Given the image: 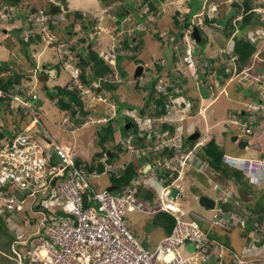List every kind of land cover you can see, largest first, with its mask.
Listing matches in <instances>:
<instances>
[{"label":"built area","instance_id":"1","mask_svg":"<svg viewBox=\"0 0 264 264\" xmlns=\"http://www.w3.org/2000/svg\"><path fill=\"white\" fill-rule=\"evenodd\" d=\"M60 8L62 10L61 5ZM59 18V14H50L38 8L26 17V21H32V24L26 26L29 27L27 32L30 37L39 39V42L45 44L44 47H52L57 55L60 54L66 68L69 65L67 60L72 56L69 54L68 42L61 40L56 33L55 25ZM193 23L196 22L192 21L190 29ZM64 55L68 58L64 59ZM111 56L112 53H104L105 59L113 64ZM184 60L194 71V55L184 57ZM71 72L81 98H89L93 102L105 100L103 92L94 90L101 85L98 80L91 83L92 88L79 80L77 67ZM6 75L8 71L0 75V98L8 103V109L28 120L9 136L0 137V213L17 215L28 207L30 209L23 221V232L16 233L10 243L14 259L19 262L26 260L27 264H208L209 255L214 261L227 251L231 253L234 264L243 262L242 258L248 248L237 253L221 243H213L197 220L181 209L178 203L180 194L171 196L172 188H182L175 179L168 182L164 175L151 169L146 174L133 177L122 195L112 194L107 186L99 187L97 178L101 174L107 172L108 175L118 176L125 165L117 169L100 160L104 170L89 171L85 167L88 160L79 159L78 163L71 149L61 146L48 132L40 135L43 126L35 104L36 93L25 90L21 85L4 88L2 79H6ZM167 86L170 85L158 80L155 87L160 92H167ZM168 96L169 102L158 124L173 125V135H170L168 128L160 127L158 132L150 131L151 126H157L151 122L152 118L139 117L133 111L128 114L135 121H142L146 125L144 130L148 129L147 135H154L155 132L160 134L161 139L155 148L172 146L180 150L184 131L181 121L189 116L191 104L180 98L175 106L174 100L178 97L172 96L171 92H168ZM252 107L264 115V103L258 102ZM64 120L67 126L73 125L68 117ZM256 120L252 112L244 116L241 122L244 132L250 134ZM232 121L237 123L236 120ZM126 141V146L136 157L150 149L148 145H142L139 147L141 151L139 148L133 151L129 139ZM190 153L191 150L187 151L185 156ZM171 161L172 158L166 159L165 166L169 167ZM247 162L248 171L255 179L258 178L259 172L264 170V157L249 159ZM180 163L183 165L185 161ZM170 167L174 168V165ZM92 180H96L97 186ZM150 185H155L156 190L150 199L144 198L140 187ZM140 198L147 208L138 201ZM220 199L226 198L220 196ZM134 211L151 215L163 211L173 216L175 222L169 233L163 234L155 244L148 246L132 232L127 222L126 215ZM244 223V206L237 199L226 208L220 204L210 219V227L225 229L242 226ZM187 240L194 242V248L188 251L184 247ZM211 243L213 247H210ZM251 249H256L255 245H251Z\"/></svg>","mask_w":264,"mask_h":264},{"label":"rangeland","instance_id":"2","mask_svg":"<svg viewBox=\"0 0 264 264\" xmlns=\"http://www.w3.org/2000/svg\"><path fill=\"white\" fill-rule=\"evenodd\" d=\"M27 1V0H26ZM44 3L48 4L51 2H49L50 0H42ZM62 1L65 6L67 7V9L69 11H71V13H67L66 15L70 14L74 15V13L76 11H80L82 14H84L85 18H76L75 25L74 23L72 24V26H70L71 24H69L68 26H65L70 20L65 19V24L64 25V29L62 30L63 32L67 31L68 29L70 30H74L72 33H69V35H67L65 33V35H63V40H68L71 38H74L72 40V49L74 50H79L84 51L85 55H88V49L84 48V44L86 41H89L90 43H92V49L95 52H98V50L104 46H106V42L105 40H103L104 37H107L108 39V44L111 45V49L115 48V52H120V60L119 62L121 63L123 61L124 56H127L129 58V64H127L126 66H124V68L122 69L124 72L120 73V68L119 66H115V73L112 75L113 77H110L109 75H107V78L109 80H114L117 84V86H115V90L113 92L114 95H116L115 97H110L108 94H104L105 95V99L107 98V100H103V101H94L93 100H89V98H87L86 100L81 98L78 94V92L76 93V95L78 96L77 98L80 99L82 101V107L78 106V104H74L72 103V107L71 108H66L67 110H60L58 109V105H56V102L58 100V98L64 97L65 94H63L62 92H59L58 88H56V86H68V85H72L73 86V82L70 79V76H68V69H64L61 65V61H62V57L60 56V54H56L54 48L52 47H44V43L41 42H34V43H30V44H25L24 47L28 50V52H39L41 51L40 55L37 57L38 58V62L39 64H49L48 66H53L54 68L58 69L62 75H65L67 77V80L65 82H63V78H59V79H55L56 80V84L54 81H52L53 77L51 76V74L48 72V70H43L40 73L36 74V79L39 77V75L44 74L47 78V84H48V91L50 92L52 90V92L57 91L54 95H48L46 94V90L43 89V83H41L42 81H38V87H36V92L38 94L37 97V104L36 106L37 111L39 112L40 115V120L42 123L43 128H41L39 134L42 135L43 133L48 132L57 142L62 141L63 139H65L64 144H61V146H65L66 149H71L72 151V155L74 158L78 159V158H83L86 157L88 159H91L92 157H94V153L95 152H101V147L97 146V139H98V130L99 127L101 125H110L111 126V130L112 133L110 136H108L109 138H113L114 140H110L106 141L105 145H106V150L110 149L112 151H110L112 153V156H110L111 158V162L110 164H112L115 168H119L127 159L129 154H133L132 157H136L134 152H130V150L128 149L129 147L125 146V143H127V139L130 138L129 135H131L132 137L134 136V134H136V128H132L131 126L128 127H124V121H126L128 119V116H125L122 113V109H118L117 107V99L119 98V100H125V101H130L129 103L134 107H139L142 106L145 100V97L147 95V90L141 86L135 87V84L137 81L135 80V78L132 77V70H133V62L134 59H141L144 62V71L142 73L141 78L143 77L142 80H140V78H138V83L140 82L141 84L142 81H146L148 80V83L150 82V84H153V82H156V68H155V63H158L160 65L163 64V67H165V69H163V73L162 76H159L158 79H163L165 78V71L166 68H170L172 70V72L178 73L177 71H175V69H178L181 71L182 75L184 76V81L181 83L183 88L185 89V92H187V96L183 95L184 97L188 98L190 101H194L195 103H198V101H200V97L207 101L208 99L212 102L211 103V107L208 105L207 108L204 110V116L197 114L196 111V107L194 106L193 108V112H190L189 116L184 118L183 121H181V124L184 125V129L185 131H194V127L198 128L201 132L200 135V139H198L199 141H205L207 139H209L210 137H214L216 139V141L220 144V148H223L225 152H228L232 155H241V156H255L257 154V151L260 150L262 147H264V132H261L259 134L256 133L257 138L255 136H251L249 139V143L247 145L246 148L241 149L237 146V144L233 141H231V136L235 133H240L241 131L237 128V125L232 124V123H224L223 125L221 124V122L219 121L217 125L215 126H211L209 128H207L208 123H207V119H208V110L212 108V111H214V115L220 111L221 112V118L219 116L220 119H223L227 113V111L229 109H232L233 107L230 105L231 101L228 99L229 98V94H225L226 91H228V89H226V85L229 84L231 88H233V91L238 92V88L235 87L236 86H241V92L242 93H246L248 92V90H243V86L245 85V83H242L240 85L238 80H245L246 82H248V80L251 78L250 76L248 77V74L245 73H241L238 76H236V78L231 81H224V82H220V77H218L216 74L212 72L213 77L209 78V76L206 77L207 79V83L203 84V83H199L198 81L194 80L191 76H189L188 74V70L185 69V66L182 64V60L179 61V59L177 57H173L174 55L177 56V53H174L171 42H167L162 40L157 33L166 31L168 29V27H172L173 26V22H172V14L171 12H173L175 9L177 10V7H179V4L181 5V7L183 8L186 4L187 1L189 0H183V2H181V0H166V4H165V11L161 9V7H159V10L161 9V11L159 12V14H157L156 16H151V14L148 12L147 14L149 15V17L146 16V19L143 21H140L138 18L136 17H130L126 16L124 17L123 15H117L116 19L118 20L117 23L113 22L114 19V14L117 13L115 12L116 10V6L115 7H107V6H103V8L105 9L106 13H102L101 9V4L100 2H97V0H60ZM127 0H123V4L125 5V7H128L129 9H132V13L136 14V10L139 11H143L145 6H138V3L140 2V0H132V5L128 6V4L126 3ZM195 0H190L191 2H194ZM242 1V0H241ZM261 1V2H259ZM32 2H34V0H32ZM135 3V5H133ZM259 3H261V5L264 3V0H253L250 4L251 6H261ZM32 4V3H31ZM30 4V5H31ZM29 5V7H30ZM198 5V4H197ZM27 7V6H26ZM139 8V9H138ZM146 10V9H145ZM158 10V11H159ZM187 10V9H186ZM226 10V11H225ZM178 11V10H177ZM221 11H225L227 12V16H234V8L233 7H226L223 9H218L219 13H222ZM131 12H129L131 14ZM179 12V11H178ZM237 12H241L240 14H243L244 11H241V9H237ZM258 13H260L261 11H258ZM255 12L257 15L258 13ZM66 12H62V14H64ZM110 17L109 18V14ZM128 13V14H129ZM183 12H180L179 14V18L180 20H182V14ZM17 15L22 16L23 21L25 22L24 24H32V21H26V10L25 9H19L16 12ZM97 15L100 18L96 17L97 20L95 18H93V15ZM264 16V15H263ZM124 17V18H123ZM215 17V16H214ZM113 18V19H112ZM123 18V19H122ZM145 18V17H144ZM90 19V20H88ZM143 19V18H142ZM149 19L147 22H150L148 26L149 29L147 28H143L144 31L146 32L143 35V39H144V44L142 43L140 46H138V43L136 44L134 41L132 42V46H135L134 44H136L137 49H132V46H129L127 48H123V35H125V38L132 35V37L134 36V34L132 32H130L131 30L135 29V32H138V29H136L137 24L140 22L139 27H144L146 20ZM216 17H215V21H216ZM102 20L105 21L109 27H113L116 26L118 29L120 30H126L123 31V35L121 36V34H119V32L114 29L115 31L113 32H109L108 28L105 32L98 33V31H100L101 29H103L105 26H103ZM218 20V19H217ZM18 23H21V18L20 20H17ZM84 21H86L87 23L90 21L91 22V27H86L84 28ZM223 22H225V18L224 20H222ZM80 23L83 24L82 27H80L79 25H81ZM201 23V22H200ZM232 23V22H231ZM236 24L238 22H235ZM71 28H68V27ZM103 26V27H102ZM206 29L200 28L201 34L204 35L206 37V42L202 45H198L197 43L193 42L194 46L197 49H200L201 52H204L205 55H199L200 59L202 61H199V66L200 69H202L206 63H204L203 61L206 59V57H211V58H217V56L219 57V55L217 54V51L219 49V46L222 45L224 48H227L228 46V42H227V46H226V41L228 39L223 38V36H221L220 34H223L224 32H222V28L220 26H218L216 23L215 24H210V25H206ZM264 28V25L262 26ZM96 30V31H95ZM247 28H244L243 31H246ZM88 31H90V34L88 33ZM95 31V32H94ZM167 32V31H166ZM27 35L28 32H26ZM217 33V34H215ZM259 35H264V30H258ZM168 37H170V35L168 33H166ZM79 35H82L84 38H80ZM138 36V35H137ZM158 36V37H157ZM96 37V38H94ZM118 38H120V40H118ZM136 39V38H134ZM163 39H166V37H164ZM188 39V38H187ZM133 40V38H132ZM117 41V42H116ZM12 44L16 45L17 43L15 42H11ZM79 43H84L83 47H79ZM106 43V44H105ZM255 44H258V50L255 51V53H260L263 55L264 57V39H260L259 41H256ZM129 45V43H128ZM19 46V45H18ZM23 47V46H22ZM18 48H20L22 50V48L19 46ZM33 48V49H32ZM3 47H0V50H2ZM107 50V48H106ZM109 50V48H108ZM14 52V55H10V57H14V56H18V54H20L19 50L16 49ZM111 51V50H110ZM199 52V51H198ZM125 54V55H124ZM199 54V53H198ZM24 55V54H23ZM183 55H180L181 59H182ZM229 56H231L229 54ZM260 57H262L261 55H259ZM30 57H32L30 55ZM23 58V57H22ZM25 58L27 59V61H29L27 55H25ZM24 58V59H25ZM211 58H207V61ZM232 58V57H231ZM21 58H17L16 60L13 61V63L15 64L14 67L19 66V63H17V60H20ZM25 59V60H26ZM222 59L225 60L226 64H228L230 62V58L229 57H222ZM221 58H218L216 60V62H218L219 60H222ZM250 63V61H249ZM248 63V64H249ZM248 64H246L248 66ZM135 65V64H134ZM122 66V65H121ZM40 67V65L37 67V69ZM80 69V67H79ZM18 70V68H17ZM90 70V69H89ZM150 70V71H149ZM66 71L67 73L63 72ZM119 73V74H118ZM154 73V74H153ZM214 73V74H213ZM260 76V78L264 81V64L262 66V70L261 72H257ZM3 74V73H2ZM22 75L21 78V82L23 85L26 84V81L29 79L28 76V72H23L20 73ZM250 75H252V73H249ZM10 75H12V72H10ZM215 79V82H214ZM237 79V80H236ZM77 80V79H76ZM34 81L33 77H30V82L32 83ZM63 82V83H62ZM198 82V83H197ZM228 82V83H227ZM242 82V81H241ZM54 86V88H53ZM91 86V85H90ZM92 87V86H91ZM77 87L75 86V89ZM94 88V87H92ZM127 88V90H126ZM128 89L130 91H128ZM251 89V91H253V88H249ZM77 90V89H76ZM105 89H103L104 91ZM96 91V90H95ZM107 91V90H106ZM230 91V90H229ZM51 92V93H52ZM97 92V91H96ZM105 92V91H104ZM109 92V91H108ZM184 94V93H183ZM108 95V96H107ZM179 101V98L174 100V105L176 106L177 102ZM172 103V102H171ZM125 105V104H123ZM202 106L203 108V103L199 102V106ZM119 106H122L121 104H119ZM81 107V108H80ZM123 107V106H122ZM210 107V108H209ZM60 108V107H59ZM75 109L76 113L73 115L72 114V110L71 109ZM128 108V107H127ZM116 109L119 111L118 115L115 116L114 118H111L112 115H114L116 113ZM130 110V109H129ZM124 113L125 112H129L128 110H123ZM131 111V110H130ZM198 112V111H197ZM229 114V113H228ZM19 114L14 113L11 109L8 110L7 105L0 100V130L1 129H10L9 133L6 134L7 136H9V134L16 128V122L15 120H18ZM100 115H102L104 118L100 119ZM70 119H72L74 121V126H67L66 123H64V118L65 117H69ZM161 116H153L151 122L153 124H158L160 123V118ZM108 118H110V123H107V120H109ZM99 119L101 120V122H99ZM211 120L212 117L210 118ZM155 122H154V121ZM160 125V124H158ZM227 127V129H226ZM138 132V129H137ZM189 132V133H190ZM121 133V135H119ZM157 135V134H156ZM119 136V137H118ZM145 136V135H144ZM187 136V135H186ZM185 136V137H186ZM184 137V138H185ZM117 138V141H115V139ZM183 138V139H184ZM255 140H253V139ZM182 139V141H183ZM107 140V139H106ZM133 142H129L130 146L133 148V151L135 150L134 146H136L137 144H140L139 141L135 136L133 137ZM122 141L124 143H122ZM118 142V145L117 143ZM157 142V138H154L153 140H148L147 143L144 141L141 143L140 146L142 145H150L149 148L151 149V154L149 156V160L145 155L140 156L138 159H136L137 163L140 165V169L143 170L144 166L147 164V162H150L153 168H157L160 164V161L162 159V157H165L166 155H171L172 153H174L173 150H168L167 154H157L158 150L155 148V143ZM190 143V142H189ZM188 145V143H187ZM68 147V148H67ZM122 149H120V148ZM125 148V150H124ZM153 149V150H152ZM139 150L141 151L142 149L139 148ZM145 151V150H144ZM154 152V153H153ZM145 153H147L145 151ZM103 154V152H102ZM100 156V155H99ZM180 156V155H178ZM192 156V155H191ZM190 156V157H191ZM91 157V158H90ZM133 158V159H134ZM180 158V157H179ZM84 159V158H83ZM97 160L95 161V165H98V160L99 159H103L106 161V157L105 155H101L100 157L96 158ZM195 160V158L193 157L192 160ZM87 160V159H86ZM108 163V162H107ZM196 164H197V169H195L193 172L189 169H192L193 165H191L189 167V169H186L185 173L188 172L189 175H193V178L190 176L185 175L183 177V183L182 185H184L186 188L184 189V194L182 196L181 199V203L183 205V207L185 209H188L189 211L191 210V216L195 219H199L202 222L206 223L208 222V219L210 217L211 214V210L207 209L205 207H202L199 203H198V195L201 194H206L214 199L217 198V192L213 189V183L216 181L222 185H231L233 181L228 180L224 177L221 176L220 173L217 172H213L210 169H206L204 171V165L202 163H200V159L197 158L196 160ZM161 168V167H160ZM159 168V169H160ZM158 169V170H159ZM142 175V173L140 174ZM242 178H244L243 176H241ZM192 178V179H191ZM195 180V181H194ZM240 180V179H239ZM97 181L99 183V187H103V186H107L108 183L111 181L109 178V175L106 173L101 174L98 178ZM197 182V186H195V183ZM92 183L97 186L96 184V180H92ZM127 185H116V187L114 189L111 190L112 194H119L122 195L123 190H125ZM250 189L249 192V197L251 200H249L250 202H252L253 204H251V208L253 207L254 209L256 208V204L258 201H262L264 199V183L262 186H257V185H253V184H248L247 186ZM245 188V187H244ZM152 191L156 190L155 186L151 187ZM194 194H196V197H194ZM238 194L241 197V201H247L249 198L247 197V191H245V189L243 188H238ZM178 195V190L175 188L171 189V196L175 197ZM141 205L145 208H147V206L145 205V202L143 201L142 198H140L138 200ZM217 203V202H216ZM252 208V213L254 212V209ZM256 211V210H255ZM30 212L29 207L26 208V210H23V212H19L17 214V217L15 218V220L18 221H24V218L26 215H28V213ZM135 214H138V216L140 217V219L137 221V223H134V226L136 227V231L138 232V234L141 235V240L145 241L146 235L149 231L152 230V226H154L153 224H150V218L153 216L151 214H147L145 212H139V211H134ZM130 215H132V213H130ZM130 215L127 214L126 218H127V222L130 225L131 222V218ZM262 218H260V222H255V228L253 231V236H256V238L258 239L257 243H260V241H262L261 243L264 246V211L262 214ZM6 220L8 221L7 223H4V226L2 227V229L0 230V264H4V257H7V259H10L8 256H6L5 254H9V255H13L11 252V249H9V242H7V238H6V234L10 233V230H12L11 232L16 231L19 226L17 224H19V222L16 224V222L14 221H9L8 217L6 218ZM21 223V222H20ZM239 226L236 227L235 230L229 231V230H224L218 227H214L213 230L214 232L217 234L216 236L218 237V242L223 244L224 246H232V248L234 247L235 249H238L240 246L238 244L239 242V232L241 231L240 229H238ZM252 228V227H251ZM247 229L244 231H249L250 233H252L253 229ZM19 232V229H18ZM238 232V233H237ZM8 244H7V243ZM189 243V241H187ZM244 241L241 240V244ZM194 242L192 241V248L194 247ZM187 248V247H185ZM248 256V253L247 255ZM212 256L209 255L208 259H210ZM229 257V256H228ZM255 257V256H253ZM258 258V259H257ZM260 258L264 261V257H262L261 255L255 257L257 262H261ZM247 259V262H246ZM250 260V257H246L245 261L242 262V264H257L254 263L255 259H251L250 262H248ZM14 261V260H12ZM209 264H213L212 261H208ZM16 263V261L14 262V264ZM23 263H26V261L23 260ZM32 264H40L37 262H33ZM218 264H220L218 262Z\"/></svg>","mask_w":264,"mask_h":264},{"label":"trees","instance_id":"3","mask_svg":"<svg viewBox=\"0 0 264 264\" xmlns=\"http://www.w3.org/2000/svg\"><path fill=\"white\" fill-rule=\"evenodd\" d=\"M0 1H4L5 3H8L10 5L13 4H17L18 0H0ZM247 1L248 4L246 5L244 11L245 14L242 16V19L240 21H238V23L235 25L233 23H229L228 21H226L227 23L225 25H223L222 30L224 32V36H229L232 32H234V35L232 36V43H228V50L226 53H230V54H235L237 59H236V68L237 70H240L244 65L249 63V60L252 56V54L254 53V51L256 50V46L255 43L253 41H251L249 38L246 37V31H243L244 28H247V30H249L250 28L254 27L253 25H257V26H263L264 25V17L261 18L259 15H257L254 11H252V6L250 4L251 0H239L237 2H232V3H227L226 0H209V2L207 3V5L205 6L206 8L208 7H212L213 11H216V21L215 23L218 25L222 18H227L225 17V15H227L225 11H221L222 13L218 12V9H223L226 7H233L235 12H237V9H242V5L243 3ZM158 0H142V2L140 3V7L141 6H145L144 10L141 11L140 10V19L143 20L142 18L145 17V15L147 14V12H150L152 15H156L158 12ZM38 7H30L31 10H36ZM146 9V10H145ZM201 10L200 7H198L196 9V12H199ZM204 12V10H203ZM234 12V13H235ZM193 13L189 12V13H185L184 12V17L182 18V20H180L177 17V13H175L172 16V22H173V26L172 29H170L169 31L173 34L174 38L171 41V45L174 46L175 43H179L180 45L182 44V39L184 38V31L187 28V26L190 24V20H191V15ZM81 17V13H76V18ZM212 16L210 17V15L205 14L203 15V26L200 27V25L198 24L197 20H196V16L193 17V21L196 23H193V28L197 27L198 29L206 27V25L210 23V21H214L215 17ZM232 17V16H231ZM230 17V19H231ZM85 24V23H84ZM253 24V25H252ZM72 26V23L71 25ZM69 26V27H70ZM68 27V28H69ZM71 28V27H70ZM204 29V28H203ZM235 30H237V32H235ZM240 32H239V31ZM246 32V33H245ZM138 36H136V40L134 41L136 44L138 43V46H140L142 43L144 44V39H143V30H138V32L136 33ZM158 34V33H157ZM223 36V38H225ZM125 38V37H124ZM193 39V38H192ZM206 39V37H205ZM227 39V38H226ZM23 40V39H22ZM39 42V39H38ZM22 45L25 44H30L31 41L27 40V41H22ZM129 43V45H128ZM132 35L126 37L123 40V48H127L129 46H132ZM227 44V41L225 42ZM135 45V44H134ZM221 47H223L222 45H220ZM219 46V47H220ZM24 48V55H27L28 59H32V57H30V53L28 52V50ZM132 49H137V46H132ZM200 54L199 55H205L204 52H201V50L199 51ZM218 55L219 52H217ZM206 58H211V57H206ZM219 57L217 56V58H211L209 59L207 62V64H205L204 66L209 70V71H216V75L218 77H220V82H224L225 78L228 76L229 72H225V64L224 61H218L216 62L215 60H217ZM135 62H143L141 59H134ZM129 62V58L127 56H124L123 61L121 62L122 66H125L127 63ZM4 64V63H2ZM78 65L80 67V73H79V80L84 84V85H91V82L93 80H98L101 82V85L94 88V90H96L97 92L101 91V89H105L104 91L106 92L107 90V94L110 97H115L116 95L113 94L114 90H115V86H117L116 82L114 80H109V81H103V76L104 75H109L110 77H113L112 75L115 73L114 69L111 68L109 65H107L104 60L102 58H100L97 55V52H95L94 50H92L91 48L88 49V56L86 59H80L78 62ZM119 65L120 71H122V66ZM3 65H0V69H2ZM89 67V69L91 70V73L88 74L86 72V68ZM8 68V65H7ZM156 68V75L157 77L162 76L163 73V69H165V67H162L160 64H156L155 65ZM150 71V70H149ZM175 71H177L180 74L174 73L172 72V70L170 68H166L165 71V78L166 80H169L170 82H172V85L167 87V92H160L155 88V84L156 82L153 84H150V82L148 83V80L146 81H142L141 84L140 82L138 83V81L135 83V87L141 86L143 88H145L147 90V95L145 97L144 103L142 106L136 107V106H132L130 103H128L125 100H119V98L117 99V108L118 109H126L128 107V109H134L135 108V113L137 115H139V117H148V118H152L153 116H159L165 113V105L167 102V98H168V92H170V90H172L175 85H178V88L181 87V83L184 81V76L182 75V73L178 70L175 69ZM12 72V71H11ZM24 70L22 69H15L13 68V72L12 75H7L5 78L6 79H2V86L4 88L7 87H11L14 81V78L16 77L19 81L22 78V75L20 73H23ZM204 72V71H203ZM116 74V73H115ZM119 74V73H118ZM29 77L28 81L30 80V76L26 75ZM207 77V71L204 73H201V78L206 79ZM137 79V78H136ZM207 81V79H206ZM58 88L59 92H62L64 95V97L58 98L56 104L62 108V109H66V108H71L72 107V103L74 104H78V106L82 107V101L80 99H78L76 93L78 92L75 89V86H71V87H67V86H56V88ZM115 87V88H114ZM54 88V86H53ZM127 90V88H126ZM109 91V92H108ZM128 91H130L128 89ZM52 92V90L50 91V93ZM57 91H53L51 94L54 95ZM173 95H176L175 93H172ZM116 98V97H115ZM0 100H4L3 98H0ZM6 104V102H5ZM119 104H121L122 106H119ZM125 104V105H123ZM80 107V108H81ZM72 110V114L74 115L76 113L75 109H71ZM123 113V112H122ZM118 114V113H117ZM125 116H128V119L126 121H124V127L129 128L130 126L133 128H136V133H140V126L138 125L137 121H135L133 119V117H131L128 113H123ZM117 116V115H115ZM114 116V117H115ZM19 119L15 120L16 122V128H18V126H20L23 123L27 122V119L23 117V115H19L18 116ZM111 117V118H114ZM110 123V119L107 121L106 124ZM162 128H166L168 127L169 130L172 132L174 131V126L168 125V124H161ZM138 129V132H137ZM6 132H9L8 129H1L0 130V137L4 136V134ZM112 133L111 130V126L108 125H101L99 127L98 130V139H97V146L101 147V152H95L94 153V157H92V159L90 160V162L86 163V169L89 171L92 170H97L98 172L103 171V164L99 163L98 165H95V161L97 157H100L101 155H105L106 152V141H108L109 139L113 141V138H109L108 136H110ZM145 132L142 133V136H139V138H137L134 134V136L140 140V142H142V139H145L144 136ZM133 136V137H134ZM184 138V137H183ZM107 139V140H106ZM150 140V139H149ZM198 140V139H197ZM197 140H189L187 139V137H185L182 141V146L181 148L183 149H187V148H192L193 146H197L195 147V153L203 160L207 163V167L208 169H210L213 172H217L220 173L222 177L225 178H232L233 180H235L238 184L240 185H245L244 180L240 181L239 179L241 178V176H243L241 174V172L236 171V170H230L228 166L224 165V163L221 161V156L224 153V149L220 148L221 146L217 143L216 139L212 136L209 139L205 140V143L202 144H196ZM134 141V140H133ZM190 142V143H189ZM188 143V145H187ZM120 148V147H119ZM122 149V148H120ZM125 150V148H124ZM103 152V154H102ZM151 149L147 150V153H145V156L148 158L149 160V156L151 154ZM168 153V148L163 149V151H158L157 154H167ZM100 155V156H99ZM141 155V154H139ZM136 156V155H135ZM142 156V155H141ZM107 159V162H111L109 156H105ZM140 156H138L139 158ZM136 158V157H135ZM132 159L131 161H128L126 166L124 167V169L120 170L119 175L116 176L115 174L110 175V180L111 183L114 185H123L125 184V182L138 175L139 174V167L140 165L137 163L136 159ZM77 162L79 161V159H76ZM80 162V161H79ZM78 162V163H79ZM161 173V172H160ZM167 175V173H166ZM152 194L151 191L148 190L147 193V198H151ZM256 210V211H255ZM264 211V199L262 201H258L256 204V208L254 209V213L250 214L246 217V223L243 226L242 230L239 232V234L242 236H245L247 233L244 230H249L251 227V229L255 228V222H260V218H262V214ZM154 220H156V224H159L162 228L164 233H169L172 229V226L174 224V219L173 217L166 213V212H159L154 216ZM155 224V222H154ZM200 226L205 230L206 227L203 224V222L199 221ZM4 226V221L3 219L0 217V230L2 229V227ZM217 234L210 230L208 232V238L214 240V241H218V237L216 236ZM6 238H7V242H10L12 239H14V236L12 233H7L6 234ZM6 242V243H7ZM262 242V241H260ZM8 244V243H7ZM214 244L211 243L210 247H213ZM227 246V245H226ZM232 252H235V248L232 246H228ZM194 248V247H193ZM6 258V259H5ZM5 261L4 264H10L11 261L10 259H7V257H4ZM230 259H226L224 262H226L225 264H229ZM209 264V263H208Z\"/></svg>","mask_w":264,"mask_h":264},{"label":"clouds","instance_id":"4","mask_svg":"<svg viewBox=\"0 0 264 264\" xmlns=\"http://www.w3.org/2000/svg\"><path fill=\"white\" fill-rule=\"evenodd\" d=\"M100 1V4H101V11H102V13H106L105 12V9L103 8V6H107L108 8L109 7H115L116 6V11L118 10L119 11V13H115L114 14V19H113V22L115 23V22H118V20L116 19V16L117 15H123L124 14V17H126V16H129V18L130 17H136V18H140V10L139 11H137L136 10V14L134 13H126V11H125V9L126 8H128V7H125V5L123 4L124 2H123V0H99ZM137 1V0H136ZM160 1H162V0H158V4H160ZM193 1V0H192ZM197 1H199L200 3V5L202 4V0L200 1V0H197ZM49 2H51V4L50 3H48V4H46V5H44L43 7H39V8H43L44 10H46L47 12H49L50 14H59L60 15V18H59V20H58V23L55 25V30H56V33L59 35V37H60V39L61 40H63V38H62V36H61V34H60V30H63L64 29V25L65 24H63V23H65V19H68V17H69V14L68 15H66L67 13H70V11L67 9V7L65 6V4L64 3H62L60 0H50ZM102 2V3H101ZM142 2V0H140V2L138 3V6H140V3ZM126 3H130L131 5H132V2H131V0H127L126 1ZM192 3V2H191ZM198 4V2L195 4V6L197 7V6H200L199 4ZM60 5L62 6V10H61V8H60ZM133 5H135V3L133 4ZM207 5V2L206 1H204V5H201V7H205ZM53 7H55V11L54 12H51V9H53ZM158 7V6H157ZM13 5H10V4H8V3H5L4 1H0V21H2V20H9L13 15H12V11H13ZM30 8V7H29ZM38 9V8H37ZM139 9V8H138ZM161 9H162V7H161ZM161 9L159 10V7H158V10L159 11H161ZM179 12H178V11ZM177 10L175 9L173 12H171V14H172V16L175 14V13H177V17L179 18V13H180V10L177 8ZM35 11V10H34ZM115 11V12H116ZM159 11L157 12V14H159ZM33 12V10H31V9H29L28 10V14H27V16H29L31 13ZM62 12H66V13H64V14H62ZM78 13H81L80 11L78 12ZM148 13V12H147ZM150 13V12H149ZM184 13V12H183ZM182 13V14H183ZM74 14H76V13H74ZM109 14V13H108ZM151 14V13H150ZM156 14V15H157ZM195 14L196 13H193L192 15H191V19L195 16ZM132 15V16H131ZM156 15H152L151 14V16H156ZM26 16V17H27ZM146 16L147 17H149V15L148 14H146L145 15V18H143V20H145L146 19ZM96 17H98V18H100L99 16H97V15H93V18H95L96 20H97V18ZM123 17V18H124ZM184 17V14L182 15V18ZM78 18H85L84 17V14H82L81 13V17L79 16ZM122 18V19H123ZM101 19V18H100ZM180 19V18H179ZM65 20V21H64ZM90 20V19H89ZM143 20H141L140 19V21H143ZM149 19H147L146 20V23H145V25H149V23L150 22H147ZM76 21V20H75ZM83 23H85L86 24V22H83ZM69 24H71V23H67L65 26H68ZM72 24H73V22H72ZM84 24V28H86V25ZM140 24V22L137 24V26H136V29H138V30H143V32H144V34H145V31H144V27H138V25ZM26 25V24H25ZM191 25V22H190V24L187 26V29H185V31L184 32H186L188 29H190L189 28V26ZM73 27V26H72ZM81 27V26H80ZM89 27H91V25H89ZM29 27L28 26H26V32H27V29H28ZM70 28V27H69ZM105 28H108V27H106L105 26ZM105 28H103V29H101L100 31H98V33H100L101 31L102 32H105L107 29H105ZM147 29H149L148 28V26L146 27ZM114 29H116L118 32H119V34H121L122 33V35H123V31H126L125 29L124 30H120V29H118L117 27H115V28H112V29H110V30H112L113 32L115 31ZM70 32L69 33H72V30H70V29H68ZM109 29H108V31L109 32H112V31H110ZM134 30L135 29H133V30H131L130 32H132L133 34H134V36L132 37L133 38V40H132V42L133 41H135L136 39H134V38H136V36H137V34H136V32H134ZM191 30V29H190ZM96 31V30H95ZM94 31V32H95ZM199 31H200V29H199ZM88 33L90 34V31H88ZM200 33H201V31H200ZM143 34V35H144ZM185 34V33H184ZM183 34V35H184ZM121 35V36H122ZM80 36V38H84L82 35H79ZM125 37V35H123V39H125L124 38ZM26 38V39H25ZM94 38H96V37H94ZM22 39H23V41H27V40H33V42H38V39H34L33 37H30L29 35H27V33H25V35L24 36H22ZM118 40H120V38H118ZM63 41H65V42H68V44H69V46H70V52H69V54L72 56L71 58H68L66 55H64V59H66V58H68V63H69V65L65 68L64 67V65H63V59H62V61H61V65H62V67L64 68V69H66L67 71H68V74H69V76H70V79L69 80H72V81H74L73 82V85L74 86H76L77 87V85H76V82H75V78L72 76V69L74 68V67H77L78 68V74H77V77L79 78V73H80V69H79V65H78V62H79V60H80V57H79V55L76 53V50H74V49H72L71 50V48H72V43H70V42H72V40L71 39H69V40H63ZM117 42V41H116ZM39 43H41V42H39ZM85 44L87 45V47H88V45H89V47H88V49L89 48H91L92 49V43H90L89 41H86L85 42ZM132 44V43H131ZM109 46H110V44H106V46H104L103 48L101 47L99 50H98V52H97V55L100 57V58H102L103 60H104V62L107 64V65H109L111 68H113V69H115V66H117V60H118V58L120 57L121 58V56H120V53H121V51L120 52H115V46H114V48L113 49H111V48H109ZM226 46H227V44H226ZM228 47L229 46H227V48H225L226 49V51H225V53L221 56V55H219V58H221L222 59V57H229L230 58V62L228 63V64H226V67H225V72H229V74H228V76L225 78V80L226 81H228V82H231V81H233L235 78H236V76H238L239 74H241V73H245V70H246V67H247V65H244L240 70H237V68H236V59H237V57H236V55L235 54H230V53H226L227 52V50H228ZM106 48H107V50H106ZM108 48H109V50H108ZM93 50V49H92ZM111 50V51H110ZM112 53L113 54V56H111V58L113 59V61H114V63L112 64L111 62H109L107 59H105V57H104V53ZM217 52H219V50L217 51ZM195 53H199L200 54V52H195ZM195 53L193 54L194 55V59L196 58L195 57ZM229 54L231 55V56H229ZM125 55V54H124ZM252 55H254V54H252ZM88 56V55H87ZM232 57V58H231ZM87 57H85V58H83V59H86ZM233 58H235V59H233ZM251 58H252V56H251ZM251 58H250V60L249 61H251ZM182 60L184 61V64L186 65V66H188L187 65V63L185 62V60H184V55L182 56ZM195 61H196V59H195ZM219 61H224V63H226L225 62V60L224 59H222V60H219ZM263 62V64H264V60L262 61ZM204 66V65H203ZM37 67L38 66H35L34 67V69L32 70V74L29 72V71H24V72H28V75L30 76V77H33L34 78V81L31 83L30 82V80L28 81H26V84H22V83H20L21 82V80L19 81L16 77L14 78V81H13V84H12V86L11 87H13V86H15V85H21L25 90H32V91H34L35 93H36V95H37V97H38V94H37V92H36V85L38 86V81H40V80H38V78L36 79V74L34 75V73L35 72H38V73H40L41 71H43V70H47V69H45L43 66H41L40 65V67L37 69ZM189 67V66H188ZM189 68H191V71H189L188 70V74H189V76H191L194 80H196V81H198L199 83H203V84H206L207 83V81H206V79H203V78H201V73H204L203 72V68H206L205 66L202 68V69H200V66H199V63H196V67H195V70L193 71V67H189ZM8 69V68H7ZM207 69V68H206ZM6 71H8V75H10V72L12 71L13 72V67H11V68H9L8 70H5V71H3V72H0V75H2V73H4V72H6ZM34 71V72H33ZM180 71V70H179ZM181 72V71H180ZM212 72H214V70L213 71H209L208 69H207V76H209V78H212L213 77V75H212ZM37 73V74H38ZM143 73V72H142ZM214 73H216V72H214ZM213 73V74H214ZM254 76V81H256V82H258V83H260L261 84V86H262V88H261V86L259 87V89L257 90V95H259L260 96V93L262 94L263 93V96L262 97H260L259 99H256V100H252V101H250V102H246V103H244V106L240 109V110H236V111H234V112H229V114H228V116L227 117H225L224 118V120H221V124L223 125L224 123H232V124H235V125H237V128L241 131L240 133H236V134H238V138H240V137H246L247 138V140H248V142H247V144H246V146L244 147V148H246L247 147V145H248V143H249V139H250V137L251 136H255L256 138H257V135H256V133L257 134H259V133H261V132H264V115L261 113V111H258V110H254V108L252 107V106H254V105H256L258 102H260V103H264V81L260 78V76H259V74L256 72V73H254V72H251ZM41 75H44V74H41ZM7 76V75H6ZM6 76H4V77H6ZM40 76V75H39ZM45 76V75H44ZM104 76H106V79H103L104 78ZM103 76V81H109V79L107 78V75H104ZM140 76H142V75H140ZM46 77V76H45ZM139 77V76H138ZM159 77H157L156 78V84H157V82H158V80H161V81H163V82H165L166 84H168V85H172V82H170L169 80H166V79H158ZM252 78V77H251ZM250 78V79H251ZM143 78H141L140 80H142ZM15 80H18V82L17 83H15ZM45 81H47V78H46V80ZM45 81H42L41 83H43V84H45ZM94 81H97V80H94ZM94 81H92V82H94ZM91 82V83H92ZM100 82V81H99ZM197 82V83H198ZM214 82H215V79H214ZM227 82V83H228ZM100 84H101V82H100ZM156 84H155V86H156ZM45 85H47V84H45ZM181 85V87L180 88H178V85H177V89H182L183 88V86H182V84H180ZM72 85H68L67 87H71ZM43 87V86H42ZM167 87H169V86H167ZM156 88V87H155ZM47 89H48V86H47ZM77 91H78V89H77ZM51 96H52V94H51ZM108 96V95H107ZM172 96H177V95H173L172 94ZM188 99V98H187ZM36 100H37V98H36ZM35 100V104H37V101ZM105 100H107V98L105 99ZM189 100V99H188ZM201 100H203L201 97H200V101H198V104H199V102L201 103L202 101ZM4 103L6 102L5 100H2ZM190 101V100H189ZM169 102V96H168V98H167V102L166 103H168ZM212 103V102H211ZM6 105L8 106V103L6 102ZM57 105V104H56ZM202 107V106H201ZM193 108H194V105H192L191 104V108L189 109V112H188V114H190V112H193ZM203 108H204V105H203ZM207 108V107H206ZM205 108V109H206ZM58 109H60V110H67V109H62V108H59L58 107ZM204 109V110H205ZM9 110V109H8ZM123 110H128L129 112H130V110L128 109V108H126V109H122V112L124 113V111ZM131 111H133V112H135V109H131ZM198 111V110H197ZM196 111V113H198ZM119 111L116 109V113L114 114V116L115 115H118L117 113H118ZM254 113L255 114V117H256V121L254 122V126H253V128H252V132L250 133V134H247L246 132H244V130H243V128H242V125H241V122H242V120H243V118H244V116H246L247 114H249V113ZM37 113H38V115H39V112L37 111ZM126 113V112H125ZM17 114H19V113H17ZM19 116V115H18ZM159 116H161V115H159ZM100 119H103L104 117L102 116V115H100ZM158 117V116H157ZM39 118H40V115H39ZM69 119H70V116L68 117ZM99 119V122H101V120ZM108 119H110V118H108ZM72 122H73V125L72 126H74V121L72 120V119H70ZM184 120V119H183ZM232 120H236L237 121V123H235V122H233ZM28 121V120H27ZM108 121V120H107ZM24 124V123H23ZM23 124H21V125H23ZM163 124H167V123H163ZM168 125H171V124H168ZM162 125L160 124V125H158L157 124V132H158V130L160 129L161 130V127ZM171 126H173V125H171ZM19 127V126H18ZM161 127V128H160ZM166 128H168V127H166ZM166 128H163V129H166ZM17 128H15L14 130H16ZM169 129V128H168ZM183 129H184V125H183ZM192 129H194V130H198V131H200L198 128H196V127H194V128H192ZM226 129H227V127H226ZM10 129H8V131H9ZM139 130H140V133H136L135 134V136L137 137V138H139V136H142V133L143 132H145V139H142V142H146L147 143V141L150 139V141L151 140H153L154 138H157V142L154 144V145H156L157 143H158V140H160L161 139V136H160V134L159 133H157V132H155V133H153L154 135H147V131H148V129H146V130H143L142 128H139ZM170 131V130H169ZM189 132L190 131H185V129H184V131H183V134H182V139H183V137H185L186 135H188L189 134ZM9 132H6L5 134H4V136L6 135V134H8ZM191 133V132H190ZM157 134V135H156ZM119 135H121V134H119ZM170 135H173V131L171 132L170 131ZM200 135H201V132H200ZM119 137V136H118ZM129 137L130 138H128L129 139V142H133V137L131 136V135H129ZM187 137V136H186ZM198 138H200V136L198 137ZM197 138V139H198ZM197 139H195V140H197ZM253 139V138H252ZM114 140V139H113ZM253 140H255V139H253ZM109 141V140H108ZM115 141H117V138L115 139ZM141 142V143H142ZM58 143H60V142H58ZM117 143V145H118V142H116ZM122 143H124L123 141H122ZM141 143L140 144H137L136 146H134V148H139L140 147V145H141ZM205 142H203L202 143V145L204 144ZM218 143V142H217ZM219 144V143H218ZM127 145V143H125V146ZM220 145V144H219ZM148 146H150V145H148ZM181 146H182V143H181ZM195 147H197V146H193L192 148H187V149H183V148H180V150H177L176 148H174V147H165V148H168V150H173L174 151V153H172L171 155H166L165 157H162V159H161V161H160V164H159V166L157 167V168H153L152 167V165H151V163L150 162H147V164H150V167L147 169V171H143V170H141L140 169V167H139V174L138 175H140L141 173L142 174H146V173H148L151 169H154L155 171H157V173H159V174H162V175H164L167 179V181L169 182V181H172V179H175V181H177L181 186H182V188H181V190L180 189H177L178 190V194H180V199H179V206L181 207V209H183L184 211H186V213H188V215H190V217L191 218H193L192 216H191V210L189 211L188 209H190V208H187V209H185L184 207H183V205H182V203H181V199H182V196H183V194H184V189L186 188L184 185H182V183H183V177L185 176V175H187V176H190V177H192L193 178V175L191 176V175H189V173L188 172H190V171H188V172H186L185 173V171H186V169H189V167L191 166V165H193V167H192V169H189V170H191L192 172L195 170V169H197V164H196V160H197V158H199L200 159V163H202L203 165H204V171L208 168L207 167V163L205 162V161H203L196 153H195ZM165 148H163V149H165ZM244 148H242V149H244ZM129 149V148H128ZM158 151H163V149H160V148H156ZM109 151H112V150H110V149H108ZM153 150V149H152ZM189 150H191V153L189 154V156H185V153L187 152V151H189ZM146 152H147V150H146ZM111 153V152H110ZM154 153V152H153ZM143 155H145V153L143 154ZM178 155H180V156H178ZM192 155V156H191ZM105 156H112V154L111 155H107L106 154V152H105ZM139 156H141V155H139ZM185 156V157H184ZM191 156V157H190ZM180 157V158H179ZM195 158V160L193 159L192 160V158ZM264 157V147H262L260 150H258L257 151V154L255 155V156H241V155H232V154H230V153H228V152H225L224 151V153L222 154V156H221V161L224 163V165H226V166H228L229 167V169L230 170H236V171H239V172H241V174L243 175V177L244 178H240V181H243L244 180V183H245V185H240V184H238L235 180H233L232 178H228V180H231V181H233L232 182V184L231 185H227V186H225V185H222V184H220V183H218V182H214L213 183V189L217 192V198L216 199H214V201H215V205H214V207L212 208V209H210L212 212H211V214H210V217H209V219H208V222H207V224L206 223H204L203 222V224L205 225V227H206V229L204 230L201 226H200V224H199V221H201V220H199V219H195V218H193V219H195V220H197V222H198V224H199V226H200V228L203 230V231H205L206 232V234H207V236H208V232L210 231V230H212V231H214L213 230V228H214V226H211L210 227V219H211V216H212V214H213V212L215 211V208H217L220 204H223L224 206H225V208L226 207H228L229 205H231V203H232V201L233 200H235V199H237V200H239L241 203H242V205L244 206V218H245V223H246V217L248 216V215H250L251 213H252V208H251V204H253L252 202H250L249 200H251L250 199V197H249V192H250V189L247 187L248 186V184H253V185H257V186H262L263 185V183H264V170L262 171V172H259V175H258V178H254V175L253 174H251L249 171H248V169H247V167H246V164L248 163L247 161L249 160V159H252V160H254V159H257V158H263ZM91 158V157H90ZM170 158H172V161H171V165L173 164L174 165V168L173 167H166L165 166V160L166 159H170ZM184 158V159H183ZM78 159H83V158H78ZM92 159V158H91ZM91 159H88V162H90V160ZM135 159H138V156L135 158ZM86 160V159H85ZM97 160V159H96ZM100 160H103V159H99L97 162H98V164L99 163H102V162H100ZM182 160H184L185 161V163L183 164V165H181V161ZM105 163H107V159H106V161L105 160H103ZM127 162H128V159L123 163L125 166H126V164H127ZM237 162L238 163H240V164H237ZM109 164L110 163H112V162H108ZM103 164V163H102ZM124 166V167H125ZM145 167V166H144ZM161 167V168H160ZM160 168V169H159ZM186 168V169H185ZM124 169V168H123ZM159 169V170H158ZM103 170H104V165H103ZM120 170H122V169H120ZM185 170V171H184ZM102 172V171H101ZM120 172V171H119ZM161 172V173H160ZM166 173H167V175H166ZM110 175H112V174H110ZM110 175H109V178H110ZM138 175H136V176H138ZM136 176H134V177H136ZM133 178V177H132ZM132 178H130V179H128L126 182H125V184L124 185H128L129 184V182H130V180L132 179ZM191 178V179H192ZM225 178V177H224ZM227 179V178H226ZM195 181V180H194ZM195 183V186H197V182H194ZM110 185H114V184H112L111 183V181H110V184L108 185V186H110ZM107 186V187H108ZM153 185H150L149 187H152ZM155 186V185H154ZM115 187H116V185H115ZM156 187V186H155ZM243 188V189H245V191H247V197L249 198L246 202L245 201H241V197H240V195L238 194V188ZM245 187V188H244ZM114 189V188H113ZM112 190V189H111ZM142 190H144V191H148V187L146 186V187H143V186H141L140 187V193H141V191ZM150 191H151V194H152V196H153V194H154V191H152V189H150ZM201 195H206V194H201ZM143 196V195H142ZM199 196L200 195H198L197 197L199 198ZM220 196H224L226 199L225 200H221L220 199ZM194 197H196V194H194ZM212 198V197H211ZM150 199V198H149ZM217 202V203H216ZM199 203V202H198ZM203 207V206H202ZM254 209V208H253ZM160 212H163V211H160ZM159 213V212H158ZM10 213H8V212H1L0 213V217L3 219V221H4V223H7L8 221L6 220V218L8 217V219H9V221H14V222H16V224L19 222V224H17L18 226H19V232H18V229L16 230V231H14V234H13V232H11L12 230H10V233H12L13 234V236L15 237V234L16 233H20V232H23V230H24V225H23V221H18V220H15V218L17 217V215H9ZM156 214H154L150 219H153L154 218V216H155ZM173 217V216H172ZM173 219H174V217H173ZM21 222V223H20ZM174 222H175V220H174ZM202 222V221H201ZM245 223H244V225H245ZM244 225H242V226H239L238 228L240 229V230H242V228H243V226ZM173 227V226H172ZM236 228V227H235ZM235 228H229V229H225V228H221V229H224V230H229V231H232V229H235ZM253 231H254V229L252 230V234H253ZM165 234V233H164ZM210 239V238H209ZM13 240V239H12ZM11 240V241H12ZM210 240H212V239H210ZM11 241L9 242V249H10V243H11ZM188 241V240H187ZM186 241V242H187ZM213 241V243H217V244H219V242L218 241H214V240H212ZM185 242V243H186ZM190 242V241H189ZM258 242V239L256 238V236H252V235H250V237H249V239L247 240V242L246 243H244L243 244V248H242V250H238V249H235V252H237V253H241V252H243L245 249H247V251H246V253L244 254V257L242 258L243 259V261H245V258L247 257H250V260L251 259H255V257H257L259 254H260V246H262L263 244L260 242V243H257ZM185 243H184V245H185ZM192 243V242H191ZM251 245H255V248L256 249H254V250H252L251 249ZM185 247V246H184ZM193 249V248H192ZM231 250V249H230ZM247 253H248V256H246L247 255ZM6 256H8L9 258H10V261H11V263L10 264H14V262L16 261V263L15 264H27V262L26 263H23V260L21 261V262H19V261H17L16 259H14L13 258V255L11 256V255H9V254H5ZM225 255H228L229 257L228 258H225L224 259V261L226 260V259H230V261H229V264H234V262L232 261V259H231V253L230 252H225V253H223V255L221 256V258H217L216 260H220V262L219 263H221V264H225L226 262H224L223 261V263H222V258H224V256ZM253 256H255V257H253ZM258 259V258H257ZM12 260H14V261H12ZM216 260H214V264H217V262H215ZM249 260V259H248ZM250 260L248 261V262H250ZM24 261H26V260H24ZM255 261H256V259H255ZM254 261V262H255ZM246 262H247V259H246ZM236 264V263H235ZM242 264V263H241Z\"/></svg>","mask_w":264,"mask_h":264},{"label":"crops","instance_id":"5","mask_svg":"<svg viewBox=\"0 0 264 264\" xmlns=\"http://www.w3.org/2000/svg\"><path fill=\"white\" fill-rule=\"evenodd\" d=\"M97 2H100V1L97 0ZM131 2H132V0H131ZM181 2H183V0H181ZM189 2L190 1H187L186 4H185V6L183 8L180 5L181 3L179 4V7H177V8L180 10V12L186 11L188 5L190 4ZM197 2H198V4L200 3L199 1L195 0L194 2H192V4L195 6V4ZM127 4H128V6H131L130 3H127ZM165 4H166V0H162V1H160V4H157V6L158 7H162V10L165 11ZM192 4H190V5H192ZM29 5H30V7L35 6V7H38L39 8V7H43L46 4L42 0H34V2H32V0H27V1L26 0H18L17 4H13V7H14L13 8V11H12V15L13 16L9 20L7 19V20L0 21V47H3V49L0 50V65H3L2 66V69H0V72H3L5 70H8L9 68L13 67L15 69L18 68V69H22L24 71H29L32 74V70L34 69V67L41 65L45 69H47L48 72L51 74V76L53 77L52 81H54L55 84H56V80L55 79H59L60 77L63 78V82H65L67 80V77L65 75H62V73L58 69L54 68L53 66H48L49 64H46V63L45 64H43V63L42 64H39L37 57L40 55V53H41L42 50L39 51V52H33V51L30 52L29 51V53L32 56V59H30L29 61H27V59L25 58V55H23L24 54V48H23L24 45H22L23 44L22 43V41H23L22 40V36H24L25 33H26V25L24 24L25 22L23 21L22 16L17 15L16 12L19 9H25L26 10V13H27L28 10L30 9L29 8ZM201 5H204V0H202V4ZM201 5L200 6H197V7H201ZM71 11H70V13H71ZM125 11H126V13H129V12L132 11V9L126 8ZM78 12L79 11H76L75 13H78ZM117 13H119V11ZM20 18H21V23H18L17 20H20ZM68 18L70 20L68 23H72L73 22L74 25H75V22H77V21H75L76 20V14H74V15H71L70 14V16ZM109 18H111L110 17V14H109ZM138 19L140 20V18H138ZM84 22H86V21H84ZM115 23H117V22H115ZM80 24L81 25H79V26L82 27L83 24L82 23H80ZM101 24L103 26L108 27V29H112V28H115L116 27V26L109 27V25L105 21H103V20H102V23ZM85 25H86V27H88L89 25H91V22L90 21L88 23L86 22ZM147 25H145L144 28H146ZM220 26H222V25H220ZM253 26L256 28V31L259 30V27H261V26H257V25H253ZM138 27H139V25H138ZM105 29H107V28H105ZM260 30H264V28H260ZM73 31L74 30H72V32ZM69 32H70L69 30H67L65 32H63L62 30H60L61 36L65 35V33L67 35H69ZM134 32H135V30H134ZM235 32H237V30H235ZM246 32H247V30H246ZM121 35H122V33H121ZM73 39L74 38H71V40H73ZM103 40H105L106 43L109 42L108 39H107V37H104ZM11 42H15L17 44L14 45ZM31 43H34L33 40H31ZM254 43H256V41ZM83 44L84 43H79V47L82 48L83 47ZM18 45L22 48V50L20 48H18L19 47ZM255 46H256V50L255 51H257L258 50V44H255ZM84 48H87L88 49V47H87L86 44H84ZM16 49L19 50L20 54H18V56H14V57L11 58L10 55H14V52H17V51H15ZM76 53L79 55L80 59L81 58L83 59V58L87 57L85 55L84 51H81L80 52L79 50H76ZM254 55H256V53H254ZM258 55H261L262 58H263V55L262 54L259 53ZM16 57L17 58L19 57L21 59L20 60H17V63H19V66L14 67L15 64L13 63V61L16 60ZM119 60H120V57L117 60V66L121 65V63L119 62ZM2 63H4V64H2ZM7 65H8V69H7ZM262 66H263V62L262 61H254L251 58L250 63L246 67L245 74H248L249 75V73H251V72H254V73L261 72ZM122 68H124V66H122ZM63 72L67 73L66 71H63ZM86 72L88 74L91 73V70H89V67L86 68ZM122 72H124V71L123 70L120 71V73H122ZM37 73L38 72H35L34 75L37 74ZM68 76H69V74H68ZM253 76H254L253 74L250 75V77H252V78L249 79L248 82H246L245 85L243 86V90H248V92H246V93H242V92L239 93V91L241 89V86H239V85L238 86L235 85V87L238 88V90H239L238 92L233 91V88H231L229 84L226 85V89H228V91H226L225 94L228 93L230 95L228 99L231 101V104L230 105L233 108L232 109H229L227 111L225 117H227L228 116V113L231 112V111L234 112L236 110H240L244 106V103L250 102L252 100L254 101V100L259 99L260 97L263 96V93L262 94L260 93V96L257 95V90L259 89V87L261 86V84L258 83V82H256V81H254V79H253L254 77ZM238 81H239V83L241 85V81H243V80H238ZM47 82L48 81H45V84H47ZM47 86H48V84H47ZM36 87H38V86L36 85ZM249 88H253V91H251V89H249ZM261 88H262V86H261ZM101 92H103V95L104 94H107L106 93L107 91L104 92L103 89H101ZM201 101H202V103L204 105V108H202V110L204 112V109L208 105L209 106L211 105V101L209 99L207 101H205V100H201ZM127 102L129 103L130 101H127ZM207 112H208V119H207L208 126H207V128H209L211 126L213 127V126L217 125L219 121L221 122V120H224V118H225L224 117L223 119H220L221 118V112L220 111H218L214 115V111H212V108L209 109ZM218 114H219L220 118H219ZM211 117H212L213 120L210 119ZM64 142H65V139H63L62 141H60L61 144H64ZM132 156H133L132 153L129 154L128 161H131L134 158ZM83 158L88 160V158H86V157H83ZM109 184H110V182L108 183V185ZM150 189H151V187H148V190H150ZM147 193H148V191H144V190L141 191V195H143L144 198H147ZM130 213H132V215H130ZM128 214L130 215V218H131V222H130L129 227L132 230V232L141 240V235L138 234V232L136 231V227L134 226V223H137V221L140 219V217L138 216V214H135L134 212H129ZM154 222H155V224H154ZM150 224H153L154 225V226H152V230L147 233L146 238H145V241H142L141 240L145 245H148V246H151V245L155 244L158 241V239L164 234L163 228L159 224H156V220H154V218L153 219H150ZM235 229H232V230H235ZM246 233L247 234L245 236H242V237L239 234L240 235V238L238 239L239 240L238 244H239L240 247L238 248V250L239 249L242 250L243 244L247 242V240L249 239L250 235L253 236V234L250 233L249 231H246ZM241 240L244 241L242 244L240 243ZM184 246L187 247V248H185L186 251L192 249V243L191 242H189V243L186 242ZM259 255H261L262 257H264V246L263 245L260 246V254ZM225 258H228V255H225L224 258L221 259L222 260V263H223V261H224ZM260 260H261V262L255 261L254 263L264 264V261L261 258H260ZM209 261H212V263L214 264L213 259L210 258Z\"/></svg>","mask_w":264,"mask_h":264},{"label":"bare ground","instance_id":"6","mask_svg":"<svg viewBox=\"0 0 264 264\" xmlns=\"http://www.w3.org/2000/svg\"><path fill=\"white\" fill-rule=\"evenodd\" d=\"M190 1V0H189ZM204 1H206L207 3L209 2V0H204ZM237 1H239V0H226V2L227 3H232V2H237ZM253 0H251L250 1V3L252 2ZM259 2H261V1H259ZM190 3V2H189ZM246 3V5L248 4V2L247 1H245L244 3H243V5H242V9H241V11H244V9H245V4ZM190 4H192V3H190ZM188 5V7H187V10L186 11H184L185 13H189V12H191V13H196L195 14V16H196V20H197V22H198V24L200 25V27H202L203 26V21H202V19H203V15H205V14H208V15H210V17H212V16H216V11H213V9H212V7H208V8H206V7H200L201 8V10L199 11V12H196V9L198 8V7H196V6H194L193 4L192 5ZM260 5H261V3H259ZM253 8H256L258 11H261L260 13H258L257 12V10H254ZM253 8H252V11H254V12H257L258 13V15L261 17V18H263L264 16V3L261 5V6H259V5H257V6H253ZM203 10H204V12H203ZM241 13V12H240ZM239 12H235L234 13V16H228L227 17V15H225V17H227V18H225V22H223L222 20H224V18H222V20H221V22L218 24V26H220V25H222V26H220L221 28L223 27V25H225L227 22L226 21H228L229 23L230 22H232L233 24H235L236 25V23L235 22H238V21H240L241 19H242V16L245 14V11H244V13L243 14H240ZM230 17H231V19H230ZM199 19V20H198ZM192 21H193V18L190 20V22L192 23ZM201 22V23H200ZM210 24H215V20L214 21H210V23H209V25ZM207 27V26H206ZM206 27H203L204 29H206ZM260 28H263L262 26L261 27H259V30H260ZM170 29H172V27L170 26V27H168V29L166 30V31H163V32H160V31H158L159 33H158V35H160L161 34V36H159L162 40H164V41H167V42H171L172 40H173V38H174V36H173V34L169 31ZM187 29V28H186ZM192 30H193V24H192V26H191V30L186 34V32H185V34H184V38L182 39V44L180 45L179 43H175L174 44V46H172V48H173V50L172 51H174V53H177V56L176 55H174L173 57H177L178 59H179V61H181L182 59H181V57H180V55H184V57H187V56H189V55H193L195 52H197V51H200V49H197L195 46H194V44H193V42H195V40H194V38L192 39V37H191V32H192ZM207 30V29H206ZM222 32H223V30H222ZM247 32L248 33H246V37L247 38H249L251 41H253V42H255V41H259L260 39H264V35H258L259 33H257L258 32V30L256 31V28L255 27H252V28H250L249 30H247ZM166 33H168L169 35H170V37H168L167 36V34ZM215 34H217V33H215ZM256 34V35H255ZM221 36H224V33L223 34H220ZM234 35V32H232L229 36H224L225 38H227L228 40H227V42L228 43H232V36ZM201 36H204V35H201ZM158 37V36H157ZM164 37H166V39H163ZM205 37V36H204ZM188 38V39H187ZM45 40V39H44ZM196 43V42H195ZM198 45H202V44H199V43H197ZM136 45V44H135ZM219 54L222 56L224 53H225V51H226V49L224 48V47H219ZM254 53H255V51H254ZM253 53V54H254ZM259 53H257L256 55H252V59L254 60V61H263L264 60V57L262 58V57H260L259 55H258ZM195 59H196V63H199V61H202L201 59H200V56H199V54H197V53H195ZM233 59H235V58H233ZM216 61V60H215ZM204 63H208L207 62V58L203 61ZM135 64V65H134ZM156 64H158V63H155V65ZM182 64L185 66V69L186 70H189V71H191V68H189L188 66H186L185 64H184V61L182 60ZM137 65H142V67H145L144 66V62H141V63H139V62H133V66H134V70H135V68H136V66ZM162 67H163V64L161 65ZM144 69V68H143ZM134 70H133V74H134ZM204 72H206L207 71V69L206 68H203L202 69ZM154 74V73H153ZM250 76V74L248 75V77ZM138 78H140L141 79V76H139V77H137V79H136V81H138L139 79ZM143 78V77H142ZM242 83H246V81L245 80H243L242 82H241V84ZM135 84V83H134ZM170 92L171 93H175L176 95H177V97L180 99V98H184L189 104H192V105H194L195 107H196V109L198 110V113L197 114H200V115H202V116H204V112H203V110H202V107H201V105L199 106V104L198 103H195L194 101H189V100H187V98L186 97H184L183 95H186L187 96V92H185V89H177L176 87H174L172 90H170ZM241 92V90L239 91V93ZM184 93V94H183ZM180 94L182 95V96H180ZM112 117H114V115H112ZM137 123H138V125L144 130L145 129V127H146V125L142 122V121H137ZM157 130V127L156 126H151L150 127V131H156ZM198 139H200V138H198ZM203 142H205V141H199V140H197L196 141V144L198 143V144H202ZM68 148V147H67Z\"/></svg>","mask_w":264,"mask_h":264},{"label":"water","instance_id":"7","mask_svg":"<svg viewBox=\"0 0 264 264\" xmlns=\"http://www.w3.org/2000/svg\"><path fill=\"white\" fill-rule=\"evenodd\" d=\"M246 6V3L244 4ZM55 11V7H53V9H51V12H54ZM202 34L200 33L199 29L197 27H194L192 32H191V37L194 38L195 42L196 43H199V44H204L206 42V39L204 36H201ZM89 47V45H88ZM143 70V67L142 65H137L135 70H134V76H139L141 74ZM38 80L40 81H45L46 80V77L44 75H40L38 77ZM18 80H15V83H17ZM43 89L46 90V94L48 95H51V93L48 91L47 89V85H43ZM127 127V125H126ZM200 136V131L198 130H194L192 131L191 133H189L187 135V139L189 140H195L197 139L198 137ZM231 141L235 142L237 144V146L239 148H244L248 142L247 138L246 137H240L238 138V134H233L231 136ZM106 154L107 155H111L112 153H110V151L107 149L106 150ZM150 167V164H146L143 171H147V169ZM109 190L115 188V185H110L107 187ZM198 202L201 206L207 208V209H212L215 205V201L213 198H211L210 196L208 195H200L199 198H198Z\"/></svg>","mask_w":264,"mask_h":264},{"label":"flooded vegetation","instance_id":"8","mask_svg":"<svg viewBox=\"0 0 264 264\" xmlns=\"http://www.w3.org/2000/svg\"><path fill=\"white\" fill-rule=\"evenodd\" d=\"M127 64H129V63H127ZM127 64H126V65H127ZM126 65H125V66H126ZM133 70H134V66H133ZM133 70H132V73H131V74H132V77L135 78V80H136V78H137L138 76L135 77V76L133 75ZM143 71H144V69L142 70V72H143ZM142 72H141L140 75H142ZM140 75H139V76H140Z\"/></svg>","mask_w":264,"mask_h":264}]
</instances>
